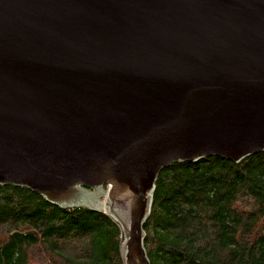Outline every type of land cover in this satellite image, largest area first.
Here are the masks:
<instances>
[{"label": "water", "instance_id": "1", "mask_svg": "<svg viewBox=\"0 0 264 264\" xmlns=\"http://www.w3.org/2000/svg\"><path fill=\"white\" fill-rule=\"evenodd\" d=\"M261 151L264 0H0V183L109 213L126 264L163 169Z\"/></svg>", "mask_w": 264, "mask_h": 264}, {"label": "trees", "instance_id": "2", "mask_svg": "<svg viewBox=\"0 0 264 264\" xmlns=\"http://www.w3.org/2000/svg\"><path fill=\"white\" fill-rule=\"evenodd\" d=\"M144 227L151 264H264V151L213 155L159 174ZM109 213L0 183V264H126Z\"/></svg>", "mask_w": 264, "mask_h": 264}, {"label": "rangeland", "instance_id": "3", "mask_svg": "<svg viewBox=\"0 0 264 264\" xmlns=\"http://www.w3.org/2000/svg\"><path fill=\"white\" fill-rule=\"evenodd\" d=\"M89 189V188H88ZM91 190H93V192L95 191V192H97V200L100 202V201H102V200H104L105 199V196L106 195H103L102 193H100V190L99 189H97V188H95V189H91ZM95 201L94 203H95V205H98L99 204V202L98 201ZM124 239H125V237H124Z\"/></svg>", "mask_w": 264, "mask_h": 264}, {"label": "bare ground", "instance_id": "4", "mask_svg": "<svg viewBox=\"0 0 264 264\" xmlns=\"http://www.w3.org/2000/svg\"><path fill=\"white\" fill-rule=\"evenodd\" d=\"M107 200V197L104 199V200H102L103 202H105ZM101 206H104L105 204H100Z\"/></svg>", "mask_w": 264, "mask_h": 264}]
</instances>
